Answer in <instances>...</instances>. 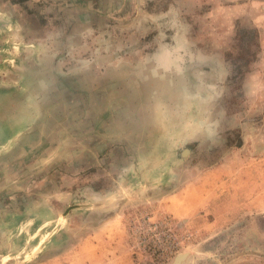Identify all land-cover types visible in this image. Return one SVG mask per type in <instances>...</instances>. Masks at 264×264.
I'll return each instance as SVG.
<instances>
[{"label":"rangeland","instance_id":"rangeland-1","mask_svg":"<svg viewBox=\"0 0 264 264\" xmlns=\"http://www.w3.org/2000/svg\"><path fill=\"white\" fill-rule=\"evenodd\" d=\"M0 264H264V0H0Z\"/></svg>","mask_w":264,"mask_h":264},{"label":"clouds","instance_id":"clouds-1","mask_svg":"<svg viewBox=\"0 0 264 264\" xmlns=\"http://www.w3.org/2000/svg\"><path fill=\"white\" fill-rule=\"evenodd\" d=\"M192 51L195 53L197 51V48H193ZM203 51V50H200ZM205 55H207V53H205ZM219 59L220 62L223 64L224 68H223V79L221 82V86L224 89V92L221 93V95L219 97L216 98L215 101H213V108H212V114L208 115V116H197L193 121H192V125H193V133L194 136H203L205 142L207 143H211L212 139L219 135V132L221 131V129L219 128V126L216 124V113L218 111H216V102L218 101V99L227 91L226 86H225V81L227 76L230 73V66L228 64H226L222 57L219 55ZM160 70H162L163 72L165 71L163 68H161ZM199 71H203V72H209L211 71L210 68H208L207 66H202L200 69H198ZM174 73V69L171 70ZM193 69L190 66H187V61H186V69H185V76L188 77L189 72L191 73V80L189 81L188 84L184 85L181 89V94H180V99L182 101V106L187 102V103H191V97L193 95L196 94L197 91V86L199 84V82L195 79V77L192 75L193 73ZM211 83H216L215 80L210 81ZM190 85V86H189ZM201 96L205 95V93L201 92L200 93ZM221 110V109H220Z\"/></svg>","mask_w":264,"mask_h":264},{"label":"crops","instance_id":"crops-1","mask_svg":"<svg viewBox=\"0 0 264 264\" xmlns=\"http://www.w3.org/2000/svg\"><path fill=\"white\" fill-rule=\"evenodd\" d=\"M162 61H163V59H162ZM162 61H160V62H162ZM206 96V95H205ZM199 99H197V102H198V100L199 101H202L203 99L200 97V96H197ZM191 98H195V95L194 96H192ZM206 99H207V97H206Z\"/></svg>","mask_w":264,"mask_h":264},{"label":"bare ground","instance_id":"bare-ground-1","mask_svg":"<svg viewBox=\"0 0 264 264\" xmlns=\"http://www.w3.org/2000/svg\"><path fill=\"white\" fill-rule=\"evenodd\" d=\"M183 255H180L179 258H176V261H178Z\"/></svg>","mask_w":264,"mask_h":264},{"label":"water","instance_id":"water-1","mask_svg":"<svg viewBox=\"0 0 264 264\" xmlns=\"http://www.w3.org/2000/svg\"><path fill=\"white\" fill-rule=\"evenodd\" d=\"M180 256V255H179ZM179 256H177V258H179Z\"/></svg>","mask_w":264,"mask_h":264}]
</instances>
